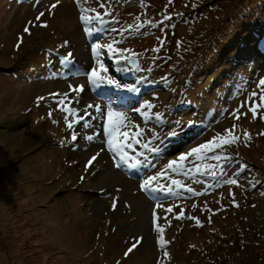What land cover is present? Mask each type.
Returning a JSON list of instances; mask_svg holds the SVG:
<instances>
[{"label":"rangeland","instance_id":"rangeland-1","mask_svg":"<svg viewBox=\"0 0 264 264\" xmlns=\"http://www.w3.org/2000/svg\"><path fill=\"white\" fill-rule=\"evenodd\" d=\"M236 4L0 0V264H204L212 250L220 264L242 256L264 259V62L257 53V68L241 66L231 52L236 25L223 16ZM81 15L92 17L91 23ZM93 43L103 46L99 60L107 74L116 79L114 64L123 79H133L122 84H136L139 92L89 83L87 73L98 67ZM109 44L128 50L140 71H120L125 61L116 62ZM81 85L83 92L71 91ZM58 99L78 115H86L88 104L127 112L123 130L143 134L126 151L146 158L145 164L136 171L115 167L118 157L103 131L106 118H92L85 128L60 110ZM145 101L153 107L139 119L135 109ZM249 105L257 107L255 115ZM229 130L239 142L206 159L190 157L184 162L188 175L165 172L169 160ZM187 137L183 147L172 146ZM224 153L229 162L211 159ZM161 172L152 187L162 191L147 197L139 185ZM227 179L237 184L222 183Z\"/></svg>","mask_w":264,"mask_h":264},{"label":"snow or ice","instance_id":"snow-or-ice-1","mask_svg":"<svg viewBox=\"0 0 264 264\" xmlns=\"http://www.w3.org/2000/svg\"><path fill=\"white\" fill-rule=\"evenodd\" d=\"M101 7H104L103 4L100 5ZM53 8L56 7L55 4L52 5ZM83 11V10H82ZM43 16V13L40 14ZM39 19V17H38ZM80 19L85 22V24H89L92 21V17H85L81 15ZM96 19H100L99 14H97ZM166 20L171 19L169 16H165ZM43 27H46L47 25H42ZM129 28H131V25H129ZM89 34H91V29H86ZM27 32L28 29H25ZM65 44L68 42L65 41ZM103 46L97 43H93L91 45V51L92 54L97 57V64L98 67H93L90 71V73H87V79L89 83L96 89H99L101 85H109L112 86L113 88L125 90L128 92H139L140 89L136 84H122L119 80L114 79L112 76L108 75L109 69L105 67L104 63L100 62L99 56H100V49ZM107 51L112 53L113 58L116 59L117 63H120V61H125L128 63H132L133 61L130 59L128 55H125V52L128 50H120L116 49L113 47L112 44L107 45ZM71 57V53H68L65 57L62 58V63L67 64V61ZM137 71H140L139 68L136 69ZM260 84L264 85V79L260 80ZM73 93H80L84 91V86H78V87H73L71 89ZM56 95V94H53ZM67 96V94H65ZM256 94L253 93V96ZM260 100L264 102V96L260 97ZM68 103H71L69 100ZM57 104L60 106V110L62 112L67 113L69 116H72L75 124H80L81 121H83V127L85 128H90L91 123L90 119L95 118L98 120H103L106 118V122L103 125V131L107 133V139L106 143L108 145V149L112 151L113 153L116 154L118 157L116 159L115 167L120 168L122 166L127 167L129 169H136L140 166H143L146 162V158L144 160L138 159L136 157H130L126 151V149H131L133 148V143L134 141L136 144H139L140 141L138 137H140L143 133L140 131H137L134 134H130L129 132L123 130L127 127L126 122L129 121V116L127 112H122L114 109L110 104L102 107L101 105H94V104H88L85 113L86 115H78L76 111L73 108H68L65 106L66 101L65 99H58ZM153 107L152 104L148 103L147 101L144 102L139 108H136V112L141 113L146 119L148 118V113L143 112L144 108L151 109ZM250 111H252L253 115L256 114L257 107L254 105H249ZM94 109V112H91L89 110ZM49 116H52V112L48 113ZM239 119V116L236 117ZM156 119H160L159 114H156ZM67 127L69 129H72L74 127L73 122H68ZM177 133L173 131L171 133L172 136H175ZM248 134L245 133V138H247ZM88 140H92L93 137L90 135L86 137ZM153 139H158L157 137H153ZM239 137L232 135L231 131L229 130V135L227 136H220L219 138L213 137L209 141L199 144L196 147H192L189 151L187 152H182L179 154L178 159H171L167 162V164L164 165V170L165 172L170 170L171 172H178V171H184V162L187 161L190 157H194L197 160L200 159H206L207 153H216L218 150L223 152L224 148L226 146H229L233 143L239 142ZM71 140L73 142H76L78 140L77 135L72 134L71 135ZM141 147L148 149V151H151L153 153L159 152V147H151L149 148L148 144H142ZM143 155V154H140ZM224 159L225 162H229L231 160V157L227 155V153H224L223 157L221 155H212L211 159L219 161L220 159ZM96 159V156H93L89 161L88 164L91 165L92 161ZM197 171L200 169L197 168ZM185 175H188V171H184ZM215 176V173H212ZM164 175V172L157 173V175H152L148 176L146 179L143 180V183L141 184V188L144 191H149L151 193L155 192H161L162 190L160 189L159 185L156 187H152V183L154 181H157L159 176ZM173 185H176L180 187V182L178 180L173 179L171 181ZM222 183H226L229 185H236L237 180L236 179H227L225 181H222ZM187 191L189 193L193 192L192 188H188ZM172 189H168V193H171ZM157 207H159V204H157ZM168 212H172L173 209L169 207L167 209ZM153 221L156 220V214L153 213ZM184 216V213L181 212L179 217L177 218H182ZM199 224V220L196 221ZM158 232L161 231L159 227L157 228ZM129 252L132 251L131 248L128 249Z\"/></svg>","mask_w":264,"mask_h":264},{"label":"trees","instance_id":"trees-1","mask_svg":"<svg viewBox=\"0 0 264 264\" xmlns=\"http://www.w3.org/2000/svg\"><path fill=\"white\" fill-rule=\"evenodd\" d=\"M223 4L230 1L237 3L231 7L230 10L226 7L223 18L225 20L233 19L235 22V36L237 47H232L231 52L238 54L242 51L241 56L247 57L243 52L244 49H250L248 54H253L255 49H251L252 43L258 44L257 50H264V0H222ZM215 4V3H214ZM221 5H217L216 9L219 10ZM215 12L211 13L214 17ZM242 22V23H241ZM245 28V30L242 29ZM247 33V34H246ZM248 36L246 38L245 36ZM246 160V159H245ZM250 163V162H248ZM259 170L264 174V168L260 167ZM264 182V179L261 181ZM213 244V243H211ZM210 244V246H211ZM133 248V247H132ZM212 259L206 261L204 264H220V255L216 254L213 250L210 252ZM169 264V261L167 262ZM223 264H264V259H250L242 256L239 260L231 261L230 259L223 262Z\"/></svg>","mask_w":264,"mask_h":264},{"label":"water","instance_id":"water-1","mask_svg":"<svg viewBox=\"0 0 264 264\" xmlns=\"http://www.w3.org/2000/svg\"><path fill=\"white\" fill-rule=\"evenodd\" d=\"M134 62V61H133ZM135 64V63H134Z\"/></svg>","mask_w":264,"mask_h":264}]
</instances>
